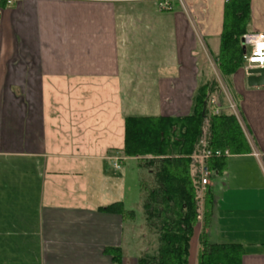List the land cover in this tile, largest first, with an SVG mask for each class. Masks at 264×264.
<instances>
[{"label":"crops","instance_id":"crops-1","mask_svg":"<svg viewBox=\"0 0 264 264\" xmlns=\"http://www.w3.org/2000/svg\"><path fill=\"white\" fill-rule=\"evenodd\" d=\"M225 1L0 0V264H115L107 250L124 253L127 219L102 208H124L114 175L131 158L121 155L133 74L123 51L151 49V66L136 68L152 76L140 81L150 115L185 116L198 86H215L201 52L218 66ZM249 32L264 33V0H250ZM221 76L249 151L226 156L209 182V239L240 244L241 264H264V85L248 86L242 66ZM200 232L199 221L187 264Z\"/></svg>","mask_w":264,"mask_h":264},{"label":"trees","instance_id":"trees-1","mask_svg":"<svg viewBox=\"0 0 264 264\" xmlns=\"http://www.w3.org/2000/svg\"><path fill=\"white\" fill-rule=\"evenodd\" d=\"M250 0H226L220 34L218 66L227 79L243 65L242 35L249 32ZM212 83L198 86L185 116H125L121 155L135 158L145 168L149 179L140 180L141 207L144 221L156 236L152 252L139 256L135 264H187L189 240L199 222L196 264H241L244 249L240 244H218L209 239L208 227L213 212L212 191L205 187L202 201L196 190L197 175L191 174L192 158L203 136V124L208 119L206 148L229 154L247 153L249 147L234 116L220 111L210 113L207 98ZM208 169L221 175L226 170V156H212ZM102 210L134 218V212L114 203ZM107 253L115 264H123V250L109 248Z\"/></svg>","mask_w":264,"mask_h":264},{"label":"rangeland","instance_id":"rangeland-1","mask_svg":"<svg viewBox=\"0 0 264 264\" xmlns=\"http://www.w3.org/2000/svg\"><path fill=\"white\" fill-rule=\"evenodd\" d=\"M153 14H147L144 18L146 19H155L159 18V16H152ZM136 46L139 47V44ZM143 46L147 47V43L141 44L140 48L137 50L132 51H123V54H125V61L123 63V67L132 68V83L128 87L129 90L126 92L123 91V96H125V101L123 100V106L122 111L123 114L132 115V116H140V115H150L152 114L151 110V94L153 92H148L142 90L145 85L142 84L140 81L142 79H149L152 76H143L138 74L136 68H140V66H151L148 65L149 61L147 58L149 56H152L150 53L151 49H144ZM202 56V62L208 68V72L210 74V77L213 80V83L215 86L213 87L214 90L212 91L211 98L213 97L216 101H220L221 98V107H223L224 110H221L222 112H227L229 114H232L238 124V126L241 129V125L239 124V110L237 106V102L233 95L230 93L229 89L223 85V79L221 76V73L218 69L217 63L214 58L206 57L201 52ZM201 62V63H202ZM153 63V62H152ZM148 86V85H147ZM151 85H149V88ZM130 91V92H129ZM220 93V95H219ZM209 95V94H208ZM210 96L207 98V108L210 113H213V104L210 102L211 100ZM231 101L233 109H230V106H228V102ZM146 107V108H145ZM147 109L148 112L145 110ZM156 110H153V113H155ZM122 112H119V115ZM242 131V130H241ZM208 119L205 120L203 124V136L201 141H203L204 137L208 135ZM243 133V132H242ZM200 148L193 153V155H199L200 154ZM192 157V156H191ZM210 159V158H208ZM207 159V160H208ZM192 160L191 165V174L196 175L198 174V163L200 161L199 158L195 159L197 162H194ZM207 160H205L207 162ZM207 165V163H206ZM208 168V166H207ZM110 170L112 168L110 167ZM209 170V169H208ZM112 172V171H111ZM114 177L122 180L124 182V208L127 210H132L134 212V218L127 219L126 221V233L123 237V247H124V253L122 254V257H126L125 264H135L136 259L144 254L145 252H152V248L156 247V236L153 232V229L147 225V222L144 221V215H143V209L141 207V194H140V180H143L144 182H147L149 179V175L146 173V169L139 167L138 161L133 158H127L124 160V163L121 165V169L119 171H115ZM211 171L209 170V173ZM214 177V176H213ZM212 177L209 176L208 181H212ZM198 180V179H197ZM209 185V183H208ZM207 186V185H206ZM196 195L199 199V201H202V195L204 190H201L200 187H197ZM214 198V194H212ZM200 217L198 218L200 221V224L202 223V214L201 209L198 211ZM123 250V249H122ZM124 263V261H123Z\"/></svg>","mask_w":264,"mask_h":264},{"label":"built area","instance_id":"built-area-1","mask_svg":"<svg viewBox=\"0 0 264 264\" xmlns=\"http://www.w3.org/2000/svg\"><path fill=\"white\" fill-rule=\"evenodd\" d=\"M175 1L178 3L182 8L187 9L186 7V0H158L159 7L161 9H169L171 6V2ZM242 40L244 41L245 45V53L243 54V65L242 69L247 72L250 69L254 68H264V33L260 32H247L242 35ZM210 102L213 104V114H218L220 110V104L218 101H216L213 97L211 98ZM231 101L228 102V106H230V109L233 107ZM231 109V110H232ZM201 148H200V154L199 155H192V159L194 162H197V158L200 159L198 163V187L201 188V190H204L206 185H208L209 176H217L216 172H210L207 168L206 161L208 158H211L212 156H228L229 153L227 150L225 151H219L214 150L211 151L206 148L205 142L201 141ZM113 160V167L118 169L119 168V162L120 158L118 156H114L112 158Z\"/></svg>","mask_w":264,"mask_h":264},{"label":"water","instance_id":"water-1","mask_svg":"<svg viewBox=\"0 0 264 264\" xmlns=\"http://www.w3.org/2000/svg\"><path fill=\"white\" fill-rule=\"evenodd\" d=\"M242 53H245L244 41L241 39ZM246 82L248 86H263L264 85V68H254L246 72Z\"/></svg>","mask_w":264,"mask_h":264}]
</instances>
